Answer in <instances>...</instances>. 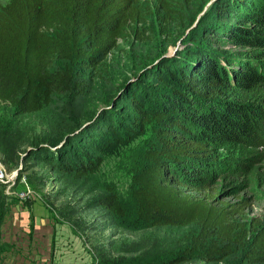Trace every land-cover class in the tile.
Returning <instances> with one entry per match:
<instances>
[{
  "label": "rangeland",
  "instance_id": "374dc122",
  "mask_svg": "<svg viewBox=\"0 0 264 264\" xmlns=\"http://www.w3.org/2000/svg\"><path fill=\"white\" fill-rule=\"evenodd\" d=\"M9 1L0 0V5ZM169 1L180 6L182 17L164 24L160 0H139L152 14L130 24L125 37L96 69L74 65L78 79L87 82L85 95H54L50 106L26 116L0 103V171L5 182L10 180L0 182V227H10L6 237L11 241L15 238L12 224L24 225V211L36 204L55 239L53 244L38 245L42 258L34 262L21 241L3 244L0 233V264H20L19 257L26 264H46L45 259L55 262L54 254L61 251L70 264H99L102 256L125 264H157L191 247L195 226H139L131 199L132 178L145 165L147 151L158 146V129L173 132L180 122L182 136L194 139L199 131H206L205 111L219 110L221 103L242 104L264 115V85L253 94L225 84L209 102L212 107H206L194 102L196 97L180 80L198 66L199 58L213 55L224 64L230 60L234 64L236 59L232 67L242 61L264 71V49L239 45L228 35L230 29L255 27L247 15L260 0ZM66 64L58 61L55 69ZM135 97L149 122L133 112ZM260 123V141L219 140L207 130L208 138L197 140L204 147L201 153L180 163L168 162L171 175L192 195L215 196L221 204L245 207L239 219L250 227L257 221L264 224V121ZM100 125L113 128L108 129L107 148L86 142L98 136ZM83 150L102 158L100 169L80 178L63 171L58 162L73 164L65 158H81ZM28 188L32 194L18 195ZM111 190L118 195L125 218L100 206L99 200ZM18 204L24 205L21 212ZM181 264L245 262L243 252L237 250L223 261L195 258Z\"/></svg>",
  "mask_w": 264,
  "mask_h": 264
},
{
  "label": "trees",
  "instance_id": "16d2710c",
  "mask_svg": "<svg viewBox=\"0 0 264 264\" xmlns=\"http://www.w3.org/2000/svg\"><path fill=\"white\" fill-rule=\"evenodd\" d=\"M159 8L164 12V24L182 17L180 6L169 0H160ZM151 14V9L139 0H10L5 6L0 5V103L13 107L18 116H26L50 106L54 95L72 92L85 95L87 82L78 79L74 65L96 69L125 37L129 25L144 21ZM247 19L255 27L238 28V32L230 29L228 35L239 45L264 49V0L249 8ZM215 58V55L199 58L197 67L180 76L196 97L194 102L212 107L209 102L225 84L253 94L264 85V71L258 66L239 60L238 66L232 67L236 59H232L234 64L231 60L224 64ZM58 61L69 64L56 70ZM239 67L243 70H237ZM164 68L168 70L167 65ZM132 105L137 117L150 121L136 97L132 98ZM244 106L221 103L217 105L221 109L205 111L202 118L205 132L211 130L219 140L260 141L258 128L263 126L260 122L264 121V115L259 111L252 113ZM177 126H181L180 122L175 123L173 132L157 130L158 146L147 151L145 165L132 178L131 199L141 228H197L191 247L157 264H181L195 258L223 261L237 250L243 252L245 264H264L263 223L257 221L250 227L239 219L245 207L221 204L215 196L192 195L184 189V183L171 175L168 162L180 163L197 156L204 150L197 140L208 138L204 131H199L194 139H186ZM100 127L98 136L94 139L91 136L86 142L107 148L108 129L113 128ZM82 152L81 158H65L73 164L58 162L59 166L78 178L96 173L102 166V158L86 150ZM99 204L117 217H126L113 190ZM101 260L99 264H125L112 257L102 256Z\"/></svg>",
  "mask_w": 264,
  "mask_h": 264
},
{
  "label": "crops",
  "instance_id": "0c3cea01",
  "mask_svg": "<svg viewBox=\"0 0 264 264\" xmlns=\"http://www.w3.org/2000/svg\"><path fill=\"white\" fill-rule=\"evenodd\" d=\"M18 205L16 209H19V212H21L20 210L21 208L24 207V205L22 204H18ZM24 212H25L24 215L26 217V223L18 227H15V223L12 224L11 227L15 238L11 239V241L6 237L7 230L8 228L10 229V227H8L6 224L1 225L0 227L1 241L3 244L4 243L9 244L10 242L20 243L19 241H21L20 245H23V247L27 250L25 251L29 253L31 259L33 258L32 261L36 262V259L42 258V256L39 253L38 245L46 246L49 243H52L55 240L53 239L54 233L53 230L49 227V225H47V222L45 220L46 218H44L43 216L44 213L41 207H38L35 204L32 205V209L28 208L27 211ZM57 252L58 251L56 250V253ZM62 252L63 251H61V254L59 252L58 255L54 254L55 262H53L52 258H47V260L45 259L46 264H70L68 263L69 259L65 254H63L64 252L63 253ZM21 258L22 257H19L20 264H26V259L23 258L21 260Z\"/></svg>",
  "mask_w": 264,
  "mask_h": 264
},
{
  "label": "built area",
  "instance_id": "2783aa9c",
  "mask_svg": "<svg viewBox=\"0 0 264 264\" xmlns=\"http://www.w3.org/2000/svg\"><path fill=\"white\" fill-rule=\"evenodd\" d=\"M10 180H8L7 182H5V180H4V175H3V173L0 171V182H3V183H8ZM30 194H32V192L30 191V188H28V190L24 193V195H22V194H19L18 193V195L20 196V197H25V196H28V195H30Z\"/></svg>",
  "mask_w": 264,
  "mask_h": 264
}]
</instances>
